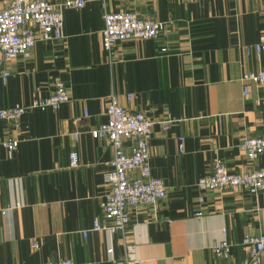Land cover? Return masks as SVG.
I'll list each match as a JSON object with an SVG mask.
<instances>
[{
	"label": "crops",
	"instance_id": "1",
	"mask_svg": "<svg viewBox=\"0 0 264 264\" xmlns=\"http://www.w3.org/2000/svg\"><path fill=\"white\" fill-rule=\"evenodd\" d=\"M105 11L166 27L157 40H123L105 51ZM61 13L60 39L36 40L27 59L6 62L0 54V109L48 97L56 80L69 95L56 110L28 109L17 125L0 119V264H113L124 257L239 264L247 256L243 236L261 231L264 191H200L196 182L214 160L231 172L264 170V154L249 160L238 147L264 134V85L242 80L264 68V53L254 50L264 43V0H87ZM111 96L152 121L150 174L167 188L156 204L128 208L123 233L91 230L95 221L110 224L100 203L113 150L91 130L106 121ZM7 138L17 140L15 149L3 146ZM125 147L129 153L131 143ZM222 240L230 244L227 257L212 251Z\"/></svg>",
	"mask_w": 264,
	"mask_h": 264
},
{
	"label": "built area",
	"instance_id": "2",
	"mask_svg": "<svg viewBox=\"0 0 264 264\" xmlns=\"http://www.w3.org/2000/svg\"><path fill=\"white\" fill-rule=\"evenodd\" d=\"M87 0H62L59 5L46 0H1L0 2V54L6 62L20 57H30L36 40H54L62 37L63 17L61 8L81 9ZM101 44L105 51H110L119 41L128 39L157 40L165 30L162 21L145 19L133 12L103 13ZM257 54L264 53V43L256 44ZM8 71L2 73L4 79ZM244 84L264 85V68L245 72L242 75ZM247 85L243 91L246 93ZM69 98L67 88L61 80L54 82V90L46 98L34 99L28 106L15 104L0 109V119L18 124L19 118L28 109H58ZM107 119L91 130L92 134L102 137L110 143L113 156L110 169L105 175L108 192L100 206L104 217L110 222L102 225L95 221L91 230L123 233L129 222L128 208L132 206H152L166 195V185L150 174L148 139L151 135L152 121L139 111H131L119 104L115 96L110 97L106 108ZM170 120L160 122L165 128ZM183 138H179V150H182ZM125 142L131 143L130 152L126 151ZM18 142L7 138L3 146L9 150L16 148ZM239 149L249 160H255L264 154V134L244 137L238 144ZM79 163L77 153H70V166ZM200 191H221L227 188L240 187L251 194L264 191V170L231 172L221 160H214L210 172L201 176L196 182ZM202 199V198H200ZM5 209H0L4 214ZM200 214V213H198ZM88 230L82 231L86 236ZM37 246L35 242L32 244ZM242 245L247 248V256L239 264H264V220L258 234H245ZM212 251L220 257H227L230 244L222 240L213 245ZM108 254L112 248L107 249ZM43 264H99V262H76L63 259ZM113 264H139L138 261L124 257L113 260Z\"/></svg>",
	"mask_w": 264,
	"mask_h": 264
}]
</instances>
